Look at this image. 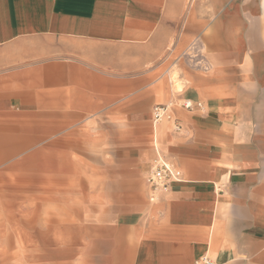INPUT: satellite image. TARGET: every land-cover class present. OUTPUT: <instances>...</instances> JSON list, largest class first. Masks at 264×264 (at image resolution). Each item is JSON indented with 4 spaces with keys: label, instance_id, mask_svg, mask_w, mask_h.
Instances as JSON below:
<instances>
[{
    "label": "crops",
    "instance_id": "1",
    "mask_svg": "<svg viewBox=\"0 0 264 264\" xmlns=\"http://www.w3.org/2000/svg\"><path fill=\"white\" fill-rule=\"evenodd\" d=\"M201 32L207 70L184 55ZM175 99L203 108H176L181 179L150 200L136 166ZM27 147L114 149L117 195L144 201L115 209L104 264H264V0H0V156ZM33 162L42 186L70 167Z\"/></svg>",
    "mask_w": 264,
    "mask_h": 264
},
{
    "label": "rangeland",
    "instance_id": "2",
    "mask_svg": "<svg viewBox=\"0 0 264 264\" xmlns=\"http://www.w3.org/2000/svg\"><path fill=\"white\" fill-rule=\"evenodd\" d=\"M204 22L202 32L209 26V21ZM202 32L187 42L184 53L187 58L197 56L201 68L210 64ZM171 77L177 93L184 85L176 71ZM173 101L179 107L180 101ZM162 124L158 148L167 160L161 138L173 127L167 121ZM148 141L151 154L136 167L150 195L147 175L157 154L152 135ZM114 153L112 148L97 147L6 149L0 156V264H104L98 241L111 231L108 226L116 217L115 209L137 208L144 201L138 196L137 202H124L117 195L120 189L114 186V174L125 169L121 170ZM36 159L55 160L61 164L59 170L66 164L70 167L49 173L42 186Z\"/></svg>",
    "mask_w": 264,
    "mask_h": 264
},
{
    "label": "built area",
    "instance_id": "3",
    "mask_svg": "<svg viewBox=\"0 0 264 264\" xmlns=\"http://www.w3.org/2000/svg\"><path fill=\"white\" fill-rule=\"evenodd\" d=\"M203 68L207 70L209 64L203 65ZM186 109L203 108L201 101L194 102L190 99H182L179 103ZM177 105L174 101H170L165 104H157L153 107V124L156 126L165 121L170 122L175 131L180 132L182 130V123L176 113ZM156 157L154 158L151 168L147 175V182L150 191V200H156L162 193L170 190L174 181L181 179V170L175 167L172 163L168 162L159 152L157 139L154 140ZM195 264H216L215 261L205 254L200 257Z\"/></svg>",
    "mask_w": 264,
    "mask_h": 264
}]
</instances>
